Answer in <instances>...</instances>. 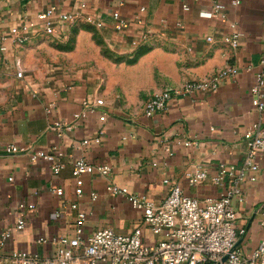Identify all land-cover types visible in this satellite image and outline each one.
Returning <instances> with one entry per match:
<instances>
[{"label": "crops", "instance_id": "obj_1", "mask_svg": "<svg viewBox=\"0 0 264 264\" xmlns=\"http://www.w3.org/2000/svg\"><path fill=\"white\" fill-rule=\"evenodd\" d=\"M240 1L235 6L232 0H0V39L55 7L83 21L90 17L108 43L127 45L130 37L146 34L152 44L130 68L105 61L104 80L94 72L100 67L81 70L82 62L58 52L49 40L38 39L40 35L23 47L5 42L7 52H0V141L32 152L61 149L65 167L55 174L51 164L33 163L29 155H0V235L10 233L0 251L1 264H10L7 256L12 251L50 258L54 247L38 240L61 237L69 239L77 264H86L75 240L79 213L87 215L85 236L103 230L120 234L140 230L144 243H157L144 225L143 212L126 196L111 195L110 185L156 203L166 199L173 185L200 201L218 196L221 187L214 179L219 165L239 167L246 152L244 134L256 122L264 127V116L253 108L250 93L264 56V0ZM216 3L225 6V16L204 17ZM184 6L190 11H184ZM116 14L128 22L123 32L115 29ZM68 24L59 25L55 36L67 37ZM233 35H240L235 51L223 41ZM79 40L88 49L95 48L91 34L81 32ZM228 66L237 67L239 74L222 81L216 92L172 99L164 112L145 116V103L155 93L208 79ZM18 68L24 73L21 79ZM84 101L94 103L97 112L58 137L51 125L72 122ZM85 140L88 145L82 144ZM187 141L191 146L184 145ZM77 159L110 167L109 177L95 172L84 176L79 187L72 176ZM257 162L261 169L257 180L244 186L245 203H235L236 226L247 231L239 241L245 255L264 242V159L259 157ZM199 165L208 169L209 177L192 187L186 174ZM54 188L63 189V195H56ZM73 204L79 209L73 210ZM30 205L35 209L25 211L26 228L16 231L15 223L24 211L21 206Z\"/></svg>", "mask_w": 264, "mask_h": 264}, {"label": "built area", "instance_id": "obj_2", "mask_svg": "<svg viewBox=\"0 0 264 264\" xmlns=\"http://www.w3.org/2000/svg\"><path fill=\"white\" fill-rule=\"evenodd\" d=\"M197 1V0H193ZM233 5H241L240 0H232ZM85 5H82L84 8ZM143 8L141 11H144ZM183 10L188 12L190 8L184 6ZM206 18L224 17L225 6L216 3L211 13L203 15ZM79 19L77 14L59 13L55 7L37 14L34 19L19 27L10 29L1 37L0 52H7L5 42L11 40L17 47H23L30 43L38 35L55 36L59 25L72 23ZM116 31L123 32L128 25L119 15H114ZM91 22V18H87ZM149 41L148 35L141 37H130L128 46L133 49ZM212 42L211 37L207 38ZM224 43L232 50L238 48L240 35L225 37ZM17 67H19L17 65ZM255 83L251 87L252 105L257 112L264 116V56L259 62ZM239 74L237 67L228 66L218 71L213 76L202 81L188 82L178 88H167L155 93L148 99L144 106V113L147 118H152L158 113L167 109L172 99H179L193 96L197 93H214L222 81L234 79ZM23 71L17 69V77L23 78ZM54 105L46 109L48 114L52 113ZM97 106L89 101L83 102V110L74 115L72 122L66 123L56 121L51 125V130L60 138L71 132L75 126L86 119L90 113L97 112ZM102 122L106 121L105 113L100 117ZM97 143L100 139L95 140ZM246 144L245 157L239 167H231L220 164L218 175L214 179L221 191L216 198H209L205 201L185 195L178 185H173L168 196L161 203L148 199L145 195H135L126 188L116 185L108 186L107 190L111 195L126 196L128 202L143 212L144 225L150 233L158 238L155 244L144 243L141 238V231L136 230L132 234H120L112 230H103L85 236L83 222L86 220L85 213L78 214L75 240L82 248L86 264H264V242L250 255L239 247V241L247 233L245 228H238L236 221L238 214L235 210V203L244 204L246 196L244 186L247 182H255L261 167L257 159H264V127L262 122L254 123L244 134ZM83 145H88L85 140ZM192 143L185 142L186 147ZM29 155L33 163L45 161L51 164L55 174L60 173L65 165L62 162L65 154L61 149H54L51 152H32L28 148H20L13 144L0 141V155ZM98 172L103 177H109L110 167L94 166L84 159H77L73 163L72 176L79 187L83 185V177ZM208 169L199 165L194 172L186 174L190 186H198L208 179ZM13 178H10L12 181ZM53 192L63 195V189L54 188ZM77 195L82 196L81 190ZM96 199V194H92ZM73 210H78V204L71 205ZM15 223L16 231H23L26 228L25 211H33V205L25 208ZM261 224L264 226V215ZM10 233L8 231L0 235V251L6 248ZM39 244H51L54 253L50 258H43L38 253L27 251H12L7 259L10 264H77L75 257L69 247V239L61 237L51 240H38ZM1 264V263H0Z\"/></svg>", "mask_w": 264, "mask_h": 264}, {"label": "rangeland", "instance_id": "obj_3", "mask_svg": "<svg viewBox=\"0 0 264 264\" xmlns=\"http://www.w3.org/2000/svg\"><path fill=\"white\" fill-rule=\"evenodd\" d=\"M78 20L67 25L69 28L67 29L69 31L67 37L40 35L38 39L43 38L44 40H49L52 48L58 50V52L69 54L74 58L76 57L77 61L84 64L81 66V70H87L88 67L92 68L93 66L94 68L100 67V71L96 69L94 72L101 75L104 80L105 61L117 66L123 65L126 68H130L136 65L151 49L152 44H150V42L143 43L135 49L129 47L128 44L117 46L108 43L99 32L100 30L96 25L90 23L87 19L83 21L79 18ZM81 32L91 34L92 43L95 47L94 49L90 50L87 48V44H81V40H79ZM79 48H81V51H79ZM85 59H90V62L85 64Z\"/></svg>", "mask_w": 264, "mask_h": 264}]
</instances>
